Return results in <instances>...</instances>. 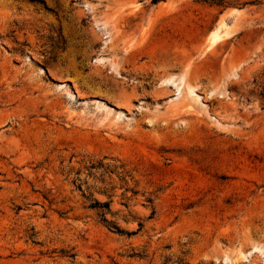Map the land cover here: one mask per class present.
I'll return each mask as SVG.
<instances>
[{
    "label": "rangeland",
    "instance_id": "obj_1",
    "mask_svg": "<svg viewBox=\"0 0 264 264\" xmlns=\"http://www.w3.org/2000/svg\"><path fill=\"white\" fill-rule=\"evenodd\" d=\"M0 264H264V0H0Z\"/></svg>",
    "mask_w": 264,
    "mask_h": 264
},
{
    "label": "bare ground",
    "instance_id": "obj_2",
    "mask_svg": "<svg viewBox=\"0 0 264 264\" xmlns=\"http://www.w3.org/2000/svg\"><path fill=\"white\" fill-rule=\"evenodd\" d=\"M213 34H214V32H213ZM215 35V34H214ZM212 36V35H211ZM210 39V38H209ZM220 39H223V38H221V35H216V36H214L213 38H212V40H211V44L212 43H216V41H219Z\"/></svg>",
    "mask_w": 264,
    "mask_h": 264
}]
</instances>
